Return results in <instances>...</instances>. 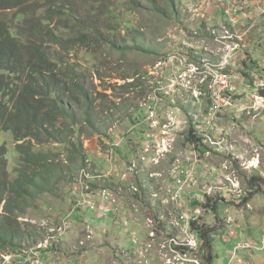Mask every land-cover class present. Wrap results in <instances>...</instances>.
<instances>
[{
	"label": "rangeland",
	"instance_id": "rangeland-1",
	"mask_svg": "<svg viewBox=\"0 0 264 264\" xmlns=\"http://www.w3.org/2000/svg\"><path fill=\"white\" fill-rule=\"evenodd\" d=\"M49 1L27 8L44 13ZM95 1L63 0L76 19L99 29L98 39L89 34L94 48L73 46L68 55L71 63L77 55L87 72L88 93L102 95L91 117L96 134L85 112L77 110L82 133L76 137L85 162H69L60 144L38 148L53 153L62 166L50 178L51 192L18 220L21 240L0 248V263L2 255L18 259L43 243L50 230L65 226L59 242L37 251L41 259L56 264H207L208 251L200 249L194 231L203 228L214 264H264V152H259L260 167L240 166L252 164L264 145V0ZM215 14H220L217 20ZM109 27L115 32H106ZM224 75L230 79L225 93L218 81ZM191 134L199 141L190 143ZM16 145L13 135H0V147L9 150L11 181ZM147 145V163L140 177H133L131 162ZM193 158L200 161L202 178L182 193L178 212L168 195L175 186L170 177L181 160L189 168ZM83 171L92 178L84 198L95 202L94 210L79 207L75 189ZM99 175L104 179L97 180ZM131 184L153 189L141 203L130 195ZM99 189L111 193L116 203L106 206L112 211L105 215L99 212ZM239 190L247 196L239 198ZM216 205L217 212L212 209ZM184 214L195 219L196 227H190L195 249L182 245L187 240Z\"/></svg>",
	"mask_w": 264,
	"mask_h": 264
},
{
	"label": "trees",
	"instance_id": "trees-1",
	"mask_svg": "<svg viewBox=\"0 0 264 264\" xmlns=\"http://www.w3.org/2000/svg\"><path fill=\"white\" fill-rule=\"evenodd\" d=\"M35 1L39 0H0V135L11 134L17 143L12 181L9 150L6 146L0 147V211L4 204L3 214L0 213V239H5L0 248L6 242L21 240L24 232L18 220L27 215L33 202L39 203L44 194L51 192L50 178L62 166L54 162L53 153L38 148L60 144L69 162H85L82 142L76 137L77 132L82 133L76 111L85 112L87 123L96 134L91 117L97 111V98L102 97L98 94L94 98L86 90L90 81L77 55L75 62L68 60L73 46L80 45L81 51L88 45L94 48L89 34L95 33L98 39L99 29L85 19H76L75 10L63 0H50L44 13L27 8ZM99 3L95 1L96 5ZM107 30L115 32L111 27ZM80 53L89 54L88 51ZM69 129L71 136L67 133ZM196 138L191 134L188 141H199ZM210 204L204 208L211 209ZM218 208L212 207L216 212ZM195 227L196 223H192V228ZM195 230L199 234L200 249L208 251L204 256L206 263L214 264L213 246L207 232L203 228Z\"/></svg>",
	"mask_w": 264,
	"mask_h": 264
},
{
	"label": "built area",
	"instance_id": "built-area-1",
	"mask_svg": "<svg viewBox=\"0 0 264 264\" xmlns=\"http://www.w3.org/2000/svg\"><path fill=\"white\" fill-rule=\"evenodd\" d=\"M219 90L222 92H228V90L230 89V79L228 76H219ZM215 116L212 118V120L210 122H215ZM252 144V142H251ZM150 147L149 145H147L144 149L143 155H141L140 157H138V160H133L131 162V175H133V177H140L141 175V166L145 165L147 163V155L149 154V150ZM263 151L264 152V145L260 144L259 150L256 152V156L254 159V162L256 163V165L252 166V164L254 163H241V168H243L244 170H250L252 168H258L260 167V159L261 156L259 154V152ZM195 164L192 165L191 167H186L183 163V161L181 160L178 165L176 166L173 175L170 177L171 181L175 182V186H171L169 191H168V195L169 197L172 199L173 203L175 204L177 211L180 212L181 207H180V202L182 201V193L184 191L187 190L188 187L192 186V187H197L199 184V179L201 178V176H199L198 174V167L200 165V161L197 160V158H193ZM240 161V159H239ZM84 172V173H83ZM80 175L81 178L79 180V183H76V189L75 192L80 195L81 197V201L79 203V207H84L85 209H90V210H94L95 208V202L94 201H90L84 198L85 193L89 192V184L91 181V176H89V174L85 171H83ZM78 178V179H79ZM152 179H164V177H162L161 175H151ZM97 180H102L104 179V176L99 175V177H96ZM232 186L235 189H239V186H235V184L231 181ZM150 185V184H149ZM153 188L151 187H146V186H136L135 184H131V192L130 195H132L133 198H135V200L137 202H143V199L146 198V196H149V193H151V190ZM97 192H100L99 198H100V215H105L107 213H109L112 210H108L106 208L107 205H111V206H115L116 203L114 201V196L109 193L107 190H98ZM146 192V193H145ZM240 196L239 198H242L243 196H247V194H245L243 191H240ZM154 197H157V195H155ZM182 212V211H181ZM190 216V215H189ZM187 215H183L182 220L184 221V228H186V235H187V240L184 244H182L184 247L189 248V249H195L197 247V239L195 238V236L193 234L190 233V227H192V223L194 222L195 219H193L191 216L189 217ZM66 227H58L55 228L53 230H50V234L47 236V239L44 240L43 243H39L37 246H35L34 248L29 249L28 251L18 254L19 257L18 259H13L12 256L9 255H2V263L3 264H56L53 260H43L41 259L38 255H37V251L41 250V249H45L47 248V245L50 242H59L60 238L62 237V235L65 233ZM173 242H175L176 244H178V242L176 240H173ZM174 246V245H173ZM174 248L176 249V247L174 246ZM234 258H232V262L234 261ZM12 259V260H11ZM1 264V263H0Z\"/></svg>",
	"mask_w": 264,
	"mask_h": 264
},
{
	"label": "bare ground",
	"instance_id": "bare-ground-1",
	"mask_svg": "<svg viewBox=\"0 0 264 264\" xmlns=\"http://www.w3.org/2000/svg\"><path fill=\"white\" fill-rule=\"evenodd\" d=\"M214 137V136H213ZM215 140V139H214ZM148 141V140H147ZM254 165H256V163L254 162L253 164H252V166H254ZM202 178V177H201ZM200 178V179H201ZM240 184V183H239ZM227 185H229V181H228V184Z\"/></svg>",
	"mask_w": 264,
	"mask_h": 264
},
{
	"label": "crops",
	"instance_id": "crops-1",
	"mask_svg": "<svg viewBox=\"0 0 264 264\" xmlns=\"http://www.w3.org/2000/svg\"><path fill=\"white\" fill-rule=\"evenodd\" d=\"M219 16H220V14H217V16L215 14V17H217V18H214V19L217 20L219 18Z\"/></svg>",
	"mask_w": 264,
	"mask_h": 264
}]
</instances>
